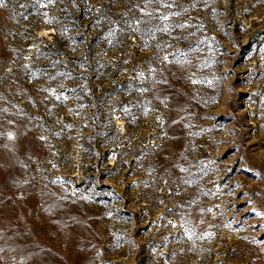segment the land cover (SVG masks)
I'll use <instances>...</instances> for the list:
<instances>
[{
    "label": "rangeland",
    "instance_id": "1",
    "mask_svg": "<svg viewBox=\"0 0 264 264\" xmlns=\"http://www.w3.org/2000/svg\"><path fill=\"white\" fill-rule=\"evenodd\" d=\"M260 213L264 0H2L0 264H264Z\"/></svg>",
    "mask_w": 264,
    "mask_h": 264
},
{
    "label": "bare ground",
    "instance_id": "2",
    "mask_svg": "<svg viewBox=\"0 0 264 264\" xmlns=\"http://www.w3.org/2000/svg\"><path fill=\"white\" fill-rule=\"evenodd\" d=\"M55 223V224H54ZM53 224H52V228H53V232H55V233H57V232H59V230L61 229V225L60 224H56L57 222H54ZM43 228V229H42ZM40 230L42 231V241H44L46 244L49 242V241H51V239H50V237L48 236V233H47V231H46V227H42ZM58 234V233H57ZM52 241H53V239H52ZM54 242H55V240H54ZM3 245H4V243L5 244H10L11 246H12V242L9 240V239H5L4 240V242H1ZM74 243V242H73ZM76 245V244H75ZM49 251L51 252V259L49 258V260H47V261H45V263H44V261L43 262H40V263H42V264H64V262H65V260L63 259V254H61V252L59 253L58 252V246L56 245V243L54 244V243H51V244H49ZM73 248H74V244H72V246H71V251H72V257H70V259L68 260L69 262L68 263H70V264H84L85 263V260L87 259V258H85V260H83V259H80V258H78L79 256H76L73 252ZM18 252H20V253H23V252H26V253H29V254H34V252H38V250L36 249V246H35V244L34 243H31V242H29V243H26L25 245H23V246H20L19 248H18ZM39 255V254H38ZM42 255V254H41ZM62 255V256H61ZM46 256V255H45ZM47 257V256H46ZM81 257V256H80ZM87 257V256H86ZM89 257V256H88ZM42 258V257H41ZM44 259V258H43ZM68 259V258H67ZM41 260V259H40ZM38 261H39V258H38ZM37 261V258H36V260L34 261V263L35 264H38L39 262ZM87 261H88V259H87ZM26 264H31V263H26Z\"/></svg>",
    "mask_w": 264,
    "mask_h": 264
},
{
    "label": "snow or ice",
    "instance_id": "3",
    "mask_svg": "<svg viewBox=\"0 0 264 264\" xmlns=\"http://www.w3.org/2000/svg\"><path fill=\"white\" fill-rule=\"evenodd\" d=\"M0 3H2V0H0ZM142 11H143V10H142ZM162 19L167 20L168 17H167V16H164V17H162ZM164 31H167V29L165 28ZM145 46H147V45H145ZM164 59L167 60L168 57L165 56ZM57 98L59 99V97H57ZM65 99H66V97H65ZM8 135H9V138H10V139L13 138V134H12V133H9ZM41 139H44V137H41ZM260 215H264V213H260Z\"/></svg>",
    "mask_w": 264,
    "mask_h": 264
}]
</instances>
